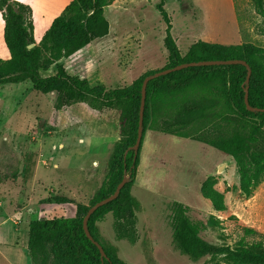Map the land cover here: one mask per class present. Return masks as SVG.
<instances>
[{
	"label": "rangeland",
	"instance_id": "374dc122",
	"mask_svg": "<svg viewBox=\"0 0 264 264\" xmlns=\"http://www.w3.org/2000/svg\"><path fill=\"white\" fill-rule=\"evenodd\" d=\"M18 1L31 8L34 46L43 41L50 22L70 0ZM158 1H113L104 7L108 33L59 62L69 74L106 88L127 86L146 71L162 68L167 51ZM164 1L181 53L199 39L221 44L248 41L264 47V17L251 0ZM3 28L0 13V61L9 57ZM39 72L53 74L55 65ZM54 101L55 92L40 93L29 80L0 84V264H30L28 254L22 252L30 220L73 216L77 207L89 204L119 137L115 111L73 121V109L52 114ZM138 150L131 188L139 204L138 239L134 243L116 239L110 213L96 222L98 238L113 246L121 260L127 264H227L225 251L240 238L264 242V178L246 197L239 190L231 156L148 127L142 128ZM208 175H215L216 187L224 194L222 212L213 210L200 193ZM174 201L186 205L194 221L206 223L211 215L220 220L218 226L199 230L211 251L198 259L182 254L174 245ZM244 227L257 233L244 234Z\"/></svg>",
	"mask_w": 264,
	"mask_h": 264
},
{
	"label": "trees",
	"instance_id": "16d2710c",
	"mask_svg": "<svg viewBox=\"0 0 264 264\" xmlns=\"http://www.w3.org/2000/svg\"><path fill=\"white\" fill-rule=\"evenodd\" d=\"M115 0H70L43 35L34 43L31 8L18 0H0L4 21L3 39L9 57L0 61V84L29 80L40 93L55 92L52 114L73 109V121L96 118L103 111H115L119 137L107 163L106 175L94 191L88 205L81 204L69 217H39L28 222L27 252L31 264H127L116 255L113 246L97 236L96 222L110 213L116 239L136 242L137 199L131 188L139 163V150L132 146L137 137L141 83L149 70L129 85L106 88L91 86L86 78L69 74L59 60L68 57L91 41L105 36L109 23L104 7ZM255 11L264 17V0H251ZM164 0L156 3L163 22V45L167 62L160 68L200 60L242 59L243 64L190 66L152 78L146 86L142 117L143 131L150 129L177 137L189 138L214 147L231 156L238 175L240 192L249 197L264 178V112L248 110L244 103L247 87L248 103L264 107V47L244 41L236 44L192 42L181 53L171 29L170 16ZM55 65L53 74L41 75L39 70ZM159 70V69H157ZM139 149V148H138ZM129 174L117 196L99 206L88 218L87 228L105 253L88 239L82 225L92 204L112 194ZM215 175H208L200 184V193L209 200L213 210L226 209L224 194L216 187ZM64 202V198H55ZM220 220L211 215L206 223L194 221L188 207L172 203L171 226L175 247L184 255L198 259L211 251V246L198 235L205 226H218ZM244 234H256L243 228ZM227 264H264V242L240 238L224 253Z\"/></svg>",
	"mask_w": 264,
	"mask_h": 264
},
{
	"label": "water",
	"instance_id": "95a60500",
	"mask_svg": "<svg viewBox=\"0 0 264 264\" xmlns=\"http://www.w3.org/2000/svg\"><path fill=\"white\" fill-rule=\"evenodd\" d=\"M32 46H33V44H29L27 48H31ZM221 64H243V65H245L247 68V76H246L245 81L246 82L248 81L249 75H250V67L248 66L246 61L242 60V59H224V60L218 59V60L190 61V62L178 64V65H175V66H172L169 68H163V69L156 70L152 74H149L143 78L142 83H141V100H140V108H139V121H138V128H137V137H136L134 145L132 146V148L134 149L135 152H137V150L139 148L140 140L142 137V117H143V108H144V98H145L146 86H147L148 81L150 79L158 77L160 75H164V74H167L169 72L176 71V70L186 68V67H190V66L221 65ZM244 103H245V106L248 110L264 112V107H253L248 103L247 87H245V89H244ZM218 169H220V166L218 167ZM126 180H127V178L124 175V177L117 184V186H116V188L112 194H110L106 198H103L102 200H99V201L95 202L94 204H92L91 206H89V208L87 209V211L83 217V220H82V225H83V228L85 230L86 236L88 237L89 240H91L98 247L102 258L105 256V253L103 251L101 244L97 240H95L93 238V236L90 234V232L87 228V220H88L89 216L99 206L105 204L106 202L114 199L117 196L119 190L124 185Z\"/></svg>",
	"mask_w": 264,
	"mask_h": 264
},
{
	"label": "crops",
	"instance_id": "0c3cea01",
	"mask_svg": "<svg viewBox=\"0 0 264 264\" xmlns=\"http://www.w3.org/2000/svg\"><path fill=\"white\" fill-rule=\"evenodd\" d=\"M27 244V243H26ZM22 252H23V254H25V253H27L28 254V252H27V246L25 245L24 247H22ZM29 257V256H28ZM29 260H30V258H29ZM30 264H31V261H30Z\"/></svg>",
	"mask_w": 264,
	"mask_h": 264
}]
</instances>
